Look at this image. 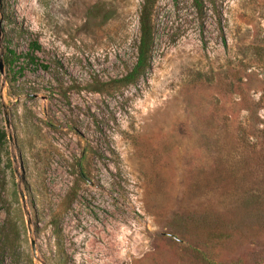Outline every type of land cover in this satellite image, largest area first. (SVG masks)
Returning <instances> with one entry per match:
<instances>
[{"label":"rangeland","instance_id":"1","mask_svg":"<svg viewBox=\"0 0 264 264\" xmlns=\"http://www.w3.org/2000/svg\"><path fill=\"white\" fill-rule=\"evenodd\" d=\"M142 2L0 0V233L18 254L0 264H192L215 223L234 233L204 243L213 261L264 264V0H157L146 75L95 92L135 62Z\"/></svg>","mask_w":264,"mask_h":264},{"label":"trees","instance_id":"2","mask_svg":"<svg viewBox=\"0 0 264 264\" xmlns=\"http://www.w3.org/2000/svg\"><path fill=\"white\" fill-rule=\"evenodd\" d=\"M156 1L157 0H143L141 4L138 16L139 36L135 46V62L133 63L131 68L126 72L124 76L120 78H110L108 81L100 82L97 88H95V92L113 95L123 88L132 85L135 86L137 82L146 75L147 71L151 67V58L154 46L155 31L151 18ZM192 2L196 10L202 9V0H192ZM30 48L31 52L40 50V47L37 44H32ZM9 55L11 63H14V61L19 58L13 52H10ZM24 58L28 59L30 63L33 62V58L27 55V53L24 55ZM42 67L43 69H47L46 66ZM15 75H20V71L13 72V79L16 78ZM14 81L15 80L11 82ZM5 138L6 137L4 132L0 131V145L3 143ZM174 225H176V223H174ZM222 225L223 223H217V225L215 223L216 227L213 232H209L208 225H200L195 228V235H193V238H191L189 242L187 241V255L189 257L188 260L192 261V264H217L215 261H213V257H211L209 254L210 247H207L206 245H204V243H207L208 241H212V243L214 242V244H216L217 242L219 243L227 238V236L231 232H233L226 227H222ZM11 229L16 230V226L13 225ZM11 232L12 231H10V233ZM4 237H6L5 234L0 233V258H3V256H9L13 260H16L18 257L16 250L13 249V245L12 243H9L8 238ZM218 264L226 263H224L222 259H219Z\"/></svg>","mask_w":264,"mask_h":264},{"label":"water","instance_id":"3","mask_svg":"<svg viewBox=\"0 0 264 264\" xmlns=\"http://www.w3.org/2000/svg\"><path fill=\"white\" fill-rule=\"evenodd\" d=\"M0 36H1V22H0ZM1 70H2V63H1V57H0V73H1Z\"/></svg>","mask_w":264,"mask_h":264}]
</instances>
